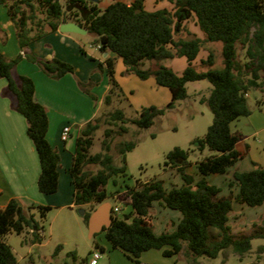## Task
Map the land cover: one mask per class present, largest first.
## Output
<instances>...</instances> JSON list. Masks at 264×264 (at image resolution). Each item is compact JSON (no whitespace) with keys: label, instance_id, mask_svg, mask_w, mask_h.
<instances>
[{"label":"trees","instance_id":"trees-1","mask_svg":"<svg viewBox=\"0 0 264 264\" xmlns=\"http://www.w3.org/2000/svg\"><path fill=\"white\" fill-rule=\"evenodd\" d=\"M168 1L174 5V10L149 12L144 8V0H99L98 3L0 0V5L6 6L24 51L33 42L59 30L64 22L78 23L95 35L99 50L115 56L105 59L110 83L103 101L105 106L122 99L132 109L115 77L116 58L125 66L124 75L133 74L141 80L153 78L158 86L170 90L171 100L165 106L150 105L133 110L136 114L133 118L127 117L122 108L98 113L79 129L70 175L74 206L85 208L87 225L95 208L111 197L110 181L127 176L125 156L138 145L136 139H123L129 133L127 124L131 123L138 130L149 128L157 118L173 109L176 102L188 98L187 83L206 80L211 84L208 97L201 99L213 114L206 133L191 142L192 148L175 147L166 154L164 165L177 169L183 183L167 190L162 180L153 179L128 187L125 204L131 210L122 215L112 211V223L103 231L112 248L121 250L136 262L143 252L151 249L163 250L165 256L182 254L189 264H197L201 257L215 259L227 250L242 258L251 251L253 239H264V231L255 229L249 235L235 236L229 223L233 203L249 207L264 205V167L253 162L254 168L250 171H234L233 185L239 189L235 196L222 195V188L210 183L207 177L224 175L243 159L237 147L242 135L233 132L231 124L252 114L247 97L252 89L264 92V77L260 75L264 72V0ZM193 20L203 38L188 29L187 24ZM216 44L221 45V66L215 64L212 46ZM237 44L245 50L242 63L237 57ZM204 48L208 56L201 64L209 68L199 71L193 62ZM23 56L53 79L74 74L75 70L72 64L57 58L45 60L27 52L8 59L0 52V78L7 80L2 95L10 98L12 109L26 119L27 134L41 165L38 189L51 195L58 191L60 155L47 139L48 113L46 107L35 100L34 81L15 71ZM176 57H185L188 61L181 74L161 64ZM146 61H154L156 66L145 69ZM77 81L84 92L97 99L90 91L91 82ZM100 130H103L101 150L93 152ZM205 148L212 154L196 161L195 165L189 162L190 152H202ZM114 154L120 157L119 162ZM192 167L198 179L188 172ZM155 202L181 213L174 231L154 233L151 211ZM50 210V206L44 205L24 207L16 199L0 208V264H18L16 254L5 241L8 234L28 232L33 236V243H41L42 227L36 213L44 219ZM95 246L103 250L98 243Z\"/></svg>","mask_w":264,"mask_h":264},{"label":"crops","instance_id":"crops-1","mask_svg":"<svg viewBox=\"0 0 264 264\" xmlns=\"http://www.w3.org/2000/svg\"><path fill=\"white\" fill-rule=\"evenodd\" d=\"M103 1L110 2L112 0ZM144 8L149 12L162 9L172 11L174 10V5L168 0H144ZM192 23V26L191 23L189 25L187 24L188 29L198 37L203 38L204 35L196 25V21L193 20ZM75 34L76 33H63L57 30L33 42L29 45L27 50L24 51L20 48L14 23L8 15L6 6L0 5V52L6 58L15 59L19 55H25L27 52H30L45 60H50L52 58L60 59L72 64L75 70L74 74L69 73L60 79H53L46 75L36 64L28 61L24 56L22 60L18 62L15 69L17 74L30 77L34 81L36 86L34 95L35 100L47 109L49 121L47 139L60 155L58 191L51 195L43 194L38 189V178L41 173V165L37 150L27 134V122L25 117L12 109L10 98L2 95V91L7 85V80L5 78H0V208L6 207L12 199H16L24 207L44 205L69 208L70 210L75 208L74 186L70 175V168L75 150L76 137L79 129L99 113L98 107L103 104L104 97L110 87L108 74L105 73V59L108 57H115L112 53H102L97 47L95 51L98 55L97 53L89 52L85 45L75 37ZM207 56L208 51L206 50L203 52V50H201L193 64L198 66L202 60L207 59ZM98 64L102 65L103 72L101 75L97 72ZM161 64L172 68L177 74H181L188 66V61L185 57H176L167 59V62L164 60ZM155 66L156 64L153 65V67ZM124 71L125 66L122 60L116 58L115 77L128 97L129 103L132 105V110L139 111L142 107L160 105L155 98V94L157 95L161 92L166 96L167 93L160 89L165 87L158 86L153 78L141 80L133 74L124 75ZM98 77H102L101 80ZM78 79L84 84L88 82L92 83L90 91L96 96L97 99L95 101L79 87ZM136 87H139V92L136 90ZM143 90L145 92L144 95L141 96ZM261 93L262 95L264 94L263 91H261ZM168 96L169 100L167 103L171 100V93ZM251 117L252 114L247 117H240L231 124L233 132H238L240 134L245 130L251 132L249 136H242L237 146L238 150L243 154V159L247 158L250 162L248 168L247 165H245V171H250L254 168L253 162L264 167V146L260 144L261 135L264 137V126L259 124L253 125L254 123ZM233 125H235V128L232 127ZM65 126H70L71 129L69 139L71 138L72 142L70 144H67L69 139L64 143L61 140V132ZM256 138H258V143L256 141H251ZM244 147H246V150H244ZM239 162L237 164H239ZM192 164L195 165V163ZM234 171L242 170L238 169ZM177 172L179 171L177 170ZM188 172L190 171L188 170ZM177 176L178 182L173 186H180L183 183L180 181L182 180L181 174L177 173ZM111 183H113L114 186L112 185L113 188L111 189L108 188V192L111 197L116 200V203L112 205L107 200L104 202L110 205L111 217L114 206H119L121 208L120 213L129 212L131 209L118 204L117 199L119 195L127 191L128 187L132 188L136 184L128 183L125 177H116L114 181H110L109 184ZM234 187L235 190L232 192L233 196L239 191L236 185ZM165 188L167 190L171 189L166 186ZM222 195L228 196L226 194ZM248 210L246 205L234 201L230 221L232 216L238 212L240 216H248ZM255 210L258 211L251 215V219L264 211V209ZM151 214L153 216L152 221L154 233L156 235H160L165 231H174L182 217L180 213L165 208L159 203L153 204ZM157 215H159V217H157ZM87 227L89 228V225H87ZM101 231L96 232L94 235ZM94 235H90V237H94ZM108 244L112 250L110 243ZM100 247L103 249L102 251H105V246L101 245ZM12 249L14 250V248ZM29 251L30 248L27 249V253H29ZM235 256L240 259L238 255L235 254ZM125 258H127L126 260L130 264H189L182 254L165 256L163 250L156 249L143 252L138 262L133 261L127 254H125ZM242 259L243 258H241V260ZM250 263L252 264L253 262L250 261ZM197 264L205 263H202L199 258Z\"/></svg>","mask_w":264,"mask_h":264},{"label":"rangeland","instance_id":"rangeland-1","mask_svg":"<svg viewBox=\"0 0 264 264\" xmlns=\"http://www.w3.org/2000/svg\"><path fill=\"white\" fill-rule=\"evenodd\" d=\"M192 22L193 21H190L191 26L193 25ZM75 35V37L85 45L89 52L97 53L95 51L97 46L95 44V35L90 33H76ZM220 47V44L212 46L214 49L216 66H221L222 64ZM205 51L206 49L204 48L203 52ZM237 57L241 63L244 62L245 50L241 44H237ZM165 61L167 62V60ZM154 64V61H146L143 68L153 67ZM100 66L102 67L101 64L97 66L99 75L103 72ZM208 68V66H204L200 63L197 70L205 71ZM105 73L107 74V66ZM260 75L264 77V72H260ZM246 76L249 77V74ZM98 78L101 80L102 77ZM186 87L188 98L176 102L175 107L167 111L164 116L157 118L151 127L138 130L131 123L127 124L129 133L125 135L123 139L138 140V145L135 149L128 152L125 156L127 173L125 179L128 183L135 185L137 182L145 183L153 179H158L162 180L167 188H171L173 185L177 184V173L179 172H177L175 168L166 167L164 165L166 154L175 147H180L185 150L192 148L191 142L196 137L204 136L208 126L213 121V114L210 108L206 103L201 102L202 98L208 97L211 84L203 80L189 82ZM136 88L139 92V87ZM160 89L165 91L167 95L164 96L159 92L157 95L155 94V98L158 100V104H160L158 106H165L169 100L168 95L170 91L167 88ZM261 91L262 89H252L249 92L248 104L252 110L251 119L254 123L253 125L259 124L264 126V94L262 95ZM144 92L143 90L141 96L144 95ZM93 101L95 100L93 99ZM117 108H122L127 117L133 118L136 116L135 112L130 109L127 103L122 99H115L111 106H105L104 104L99 105L98 112L109 113ZM232 127L235 128V125ZM241 134L245 137L249 136L251 132L245 130ZM102 139L103 130H100L96 134V145L93 152L101 150ZM251 141L257 142L258 138ZM71 142L72 139L70 138L67 144ZM260 144L264 146V137L262 135ZM244 150H246V147H244ZM210 154H212V152L208 148H205L202 152L194 150L190 152L188 160L189 162L195 163ZM115 158L116 161L119 162L120 157L115 155ZM245 165H247V168L250 165L249 159L247 158L243 159L233 168H230L226 174L208 176L207 179L210 183L221 187L223 190L222 194L230 195L233 190H235V185H233V172L238 169L245 171ZM189 171L198 179L197 172L193 167L190 168ZM180 181L183 182V180ZM112 185L114 186L113 183L109 184L108 188H113ZM107 201L112 205L116 203V200L112 197H109ZM117 201L118 204L124 205V207L130 209V207L125 204V193L119 195ZM246 207L249 209L248 216H240L238 212L239 214L235 213L231 218L230 225L235 236L249 235L255 229L264 231V211L251 219V215L258 211L255 209H264V206L261 208ZM80 209L85 210V208H74L70 210L69 208L51 207V210L47 212L44 219H41L39 214L36 213V219L42 227L41 243H33L32 234L28 232L20 235L16 233L8 234L5 241L14 248L13 251L17 256L18 264H89L91 256L96 250L101 254V258L97 264H130L126 260L127 258H125L123 252L114 248H112V250L110 249L105 231H101L94 237H90V230L87 227L84 215H81L79 211ZM176 212L180 213L179 211ZM119 215H122V213H119ZM157 217H159V215H157ZM96 243L100 244L99 246H105V251L97 248L95 246ZM251 244V251L244 255L242 260L241 258H237L230 250L222 252L215 259L207 257H201L200 259L202 263L205 264H249L250 261L253 262L252 264H264V239L255 238L251 241ZM59 246H61V248H59ZM28 248H30L29 253H27Z\"/></svg>","mask_w":264,"mask_h":264},{"label":"water","instance_id":"water-1","mask_svg":"<svg viewBox=\"0 0 264 264\" xmlns=\"http://www.w3.org/2000/svg\"><path fill=\"white\" fill-rule=\"evenodd\" d=\"M93 3H98L99 0H88ZM59 30L63 33H77V34H87L88 30L82 28L78 23L75 22H64L59 26ZM81 215L85 214L84 209L79 210ZM110 205L108 203H103L99 205L90 215L89 218V230L90 235L93 236L96 232L108 228L112 223Z\"/></svg>","mask_w":264,"mask_h":264},{"label":"built area","instance_id":"built-area-1","mask_svg":"<svg viewBox=\"0 0 264 264\" xmlns=\"http://www.w3.org/2000/svg\"><path fill=\"white\" fill-rule=\"evenodd\" d=\"M98 49H100V46H96ZM70 126H65L63 129H62V132H61V140L63 142H66L69 137H70ZM113 213L114 214H118L120 213L121 211V208L119 206H114L113 209H112ZM101 258V254L99 253V251H94L92 256H91V259H90V262L89 264H97L99 259Z\"/></svg>","mask_w":264,"mask_h":264}]
</instances>
